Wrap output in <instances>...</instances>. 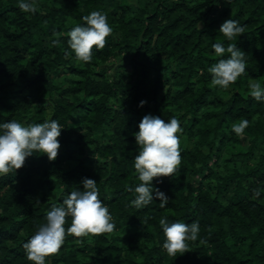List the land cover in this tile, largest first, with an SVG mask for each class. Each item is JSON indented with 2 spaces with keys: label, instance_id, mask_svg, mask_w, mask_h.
<instances>
[{
  "label": "trees",
  "instance_id": "trees-1",
  "mask_svg": "<svg viewBox=\"0 0 264 264\" xmlns=\"http://www.w3.org/2000/svg\"><path fill=\"white\" fill-rule=\"evenodd\" d=\"M40 2L26 13L16 0H0V120L51 113L65 127L54 159L33 153L0 175V264H35L22 241L85 176L97 179L115 227L68 234L48 264H264V101L247 86L264 83V0ZM97 8L113 27L107 42L93 46L88 62L66 55L64 32ZM230 15L245 25L231 41L219 30ZM215 40L246 52V71L228 88L213 85L207 71L218 59ZM147 112L180 118L182 160L175 174L153 177L168 203L155 197L137 209L126 185L139 182L132 133ZM242 117L250 123L238 136L230 124ZM164 214L200 222L176 257L161 247Z\"/></svg>",
  "mask_w": 264,
  "mask_h": 264
},
{
  "label": "clouds",
  "instance_id": "clouds-1",
  "mask_svg": "<svg viewBox=\"0 0 264 264\" xmlns=\"http://www.w3.org/2000/svg\"><path fill=\"white\" fill-rule=\"evenodd\" d=\"M18 7L26 13H36L41 6L40 0H16ZM219 2V0H214ZM219 30L231 41L234 36L245 32V25L231 15L220 23ZM113 32L104 9H92L85 13L82 22L72 24L66 29V55L88 62L93 58V46L103 48L107 37ZM60 43L59 38H52L50 44ZM211 47L218 54V59L211 63L207 71L211 74V83L222 88L230 84L246 71V52L237 42L225 43L221 40L212 42ZM225 53H227L225 55ZM249 94L258 101H264V83L261 80H249ZM142 98L139 104H144ZM250 121L242 117L232 122L230 129L238 136L244 135ZM51 113L43 120H21L9 118L0 120V175L15 172L25 158L33 153H46L54 159L60 146L61 129L64 128ZM183 127L180 118L171 115L165 119L159 114L147 112L138 121V128L133 130L136 152L132 156L138 183L128 184L126 188L135 193L129 204L137 209L149 205L159 197L164 207L170 197L152 183L154 176L175 174L182 160L180 135ZM155 189V191H154ZM256 195L259 189H253ZM70 222H66L69 221ZM146 219V218H145ZM159 225L163 232L161 247L174 257L189 248L188 242L198 237L200 222L193 219H172L167 214L161 215ZM115 219L109 205L100 197L97 179L85 176L82 187H74L62 195L59 201H53L44 215V219L35 225V230L22 241L26 257L35 264H48L49 254L59 251L68 234L77 237L89 233L111 232ZM203 239V237H200Z\"/></svg>",
  "mask_w": 264,
  "mask_h": 264
},
{
  "label": "rangeland",
  "instance_id": "rangeland-1",
  "mask_svg": "<svg viewBox=\"0 0 264 264\" xmlns=\"http://www.w3.org/2000/svg\"><path fill=\"white\" fill-rule=\"evenodd\" d=\"M115 61H116V58L113 57V58H111V59L109 60V64H114ZM112 71H113V69H110V72H112ZM110 103L113 104L114 106H118V103H117L116 100L113 99V98L110 99Z\"/></svg>",
  "mask_w": 264,
  "mask_h": 264
}]
</instances>
